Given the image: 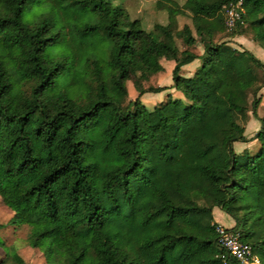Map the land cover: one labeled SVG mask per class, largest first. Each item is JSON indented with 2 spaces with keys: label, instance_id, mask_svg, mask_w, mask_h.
<instances>
[{
  "label": "trees",
  "instance_id": "obj_1",
  "mask_svg": "<svg viewBox=\"0 0 264 264\" xmlns=\"http://www.w3.org/2000/svg\"><path fill=\"white\" fill-rule=\"evenodd\" d=\"M238 3L243 13L233 31H251L264 50V0H154L166 22L148 31L111 0H0V199L12 214L8 224L28 228L27 245L46 264H240L222 259L213 208L233 220L230 230L264 264V118L256 114L264 63L216 40L227 29L225 7ZM180 16L192 28L179 27ZM162 60L174 62L171 89L203 114L208 96L222 94L231 111L243 109L242 91L252 92L260 124L252 138L229 112L213 110L224 123V163H210L215 123L182 141V120L169 103L175 134L157 144L159 119L137 105L169 89L143 86L164 71ZM196 60L195 74L182 76ZM253 140L255 152L234 151ZM184 144L183 176L208 184L198 201L188 193L174 200L159 178L176 159L164 150Z\"/></svg>",
  "mask_w": 264,
  "mask_h": 264
},
{
  "label": "rangeland",
  "instance_id": "obj_2",
  "mask_svg": "<svg viewBox=\"0 0 264 264\" xmlns=\"http://www.w3.org/2000/svg\"><path fill=\"white\" fill-rule=\"evenodd\" d=\"M111 1L114 5L122 6L131 20H140L141 27L145 31L152 29V27L156 23L165 24L166 22L165 13L162 12L161 14V12H158L155 9L153 4L154 0ZM179 1L183 3L184 0ZM184 24H188L192 28V22L190 18L183 16L178 17L179 27L183 26ZM233 30V28L230 30L226 29V31H224V34L216 37V40L229 42L232 47L240 51H248L264 63V50L252 40L251 31L246 30L243 34L238 35V32H235ZM176 43L181 49V42L179 40H176ZM193 50L197 54L202 53L200 45L195 46ZM235 62L237 65L238 63H240L236 60ZM163 64L165 70L162 73L152 77L148 82L144 83V87L168 86L169 89H171V69L173 68V64L172 62L165 61H163ZM188 67L189 68L186 69L188 70L189 76L191 77L198 70L199 61L195 63V66ZM262 72L264 74V71ZM199 75L202 76L203 73L200 72ZM126 88L128 92V99L134 100L137 97V93L135 92L132 83L126 82ZM206 90H208V87L206 88ZM168 93L169 91H164L159 94H145L140 98L139 104L137 105V108H142L147 112H151L149 114L150 118L159 119L158 124H156L159 128V132L156 137L157 144L159 145L164 143V133L169 134V143H171L173 140L172 133L175 134V132H171V130H173V127H175L176 125L167 117L169 114L172 115V113L174 112H177L180 119L182 120L178 124V126H180L178 136L182 141L185 140L186 136L204 130L207 123H215L217 136V139L215 141H217V145L215 150H213L210 154L214 155L216 159L214 160V162H210L213 160L208 156L210 161L203 160V162H210L213 165L224 163L228 157V150L225 147L221 132V129L224 127V123H222L219 119L217 112L215 113L213 111L214 108L218 107V112L221 113L229 112L231 114L232 120L238 125L243 126L244 134L247 138H252L259 130L260 124L251 112V102L253 98L252 92L250 90H245L240 93L239 104L243 108L241 110L229 111L222 94L215 98L208 96L209 102L206 103V107H208L209 110H207V112L204 114L200 112L198 104H195L192 99H186L181 92H178L179 96L177 97ZM256 98L260 100L259 106L256 109V114L259 118H264V88H262L258 92ZM168 103L170 104V106L167 110H172V113L166 112L167 110L164 109L165 105ZM183 120H187V122ZM200 147L203 148L204 146L200 145ZM257 148L258 142L255 140L249 143H235L233 145V149L236 153H240L244 149H248L253 153L257 150ZM164 152L167 155H172L176 158L175 162L172 165H165L164 170L159 173V178L163 183L167 185L171 197L174 200L179 201L181 200L183 193H188L190 195V198L194 201H198L200 200V198L202 199V197H199V191H207V182L203 180L199 181L196 177L186 179V177L183 176L185 175V172H187V149L185 144L184 146H182V148H168L165 149ZM148 157H151V153H148ZM161 164H165V162H161ZM212 214L215 224H220L226 228L233 227V220L228 215L221 212L218 208H213ZM11 216V212L2 204L0 199V241H3L5 245L4 247H0V264H15L12 257L13 252H16L22 258L25 264H46L39 250L28 247L26 242L28 228L21 227L18 229H14L8 224Z\"/></svg>",
  "mask_w": 264,
  "mask_h": 264
},
{
  "label": "built area",
  "instance_id": "obj_3",
  "mask_svg": "<svg viewBox=\"0 0 264 264\" xmlns=\"http://www.w3.org/2000/svg\"><path fill=\"white\" fill-rule=\"evenodd\" d=\"M224 10L225 26L230 30L240 21L243 9L238 3L237 5L225 7ZM215 231L218 235V243L225 252V255H222V259L227 256L239 261L240 264H260L258 257L252 253L249 244L242 240L239 231L230 230V228L220 224H216Z\"/></svg>",
  "mask_w": 264,
  "mask_h": 264
},
{
  "label": "crops",
  "instance_id": "obj_4",
  "mask_svg": "<svg viewBox=\"0 0 264 264\" xmlns=\"http://www.w3.org/2000/svg\"><path fill=\"white\" fill-rule=\"evenodd\" d=\"M163 61H165V60H162V61H161V64H162V66H163V68H164ZM197 61H198V60L192 62L191 64H188V65H186V66H183V67H182V76H184V77H190V76H189V72H188V70H187L186 68H189L188 66H195V63H197ZM165 62H172V61H165ZM172 64H173V66H174V62H172ZM173 66H172V67H173ZM172 69H173V68H172ZM172 69H171V70H172ZM164 70H165V68H164ZM183 72H184V73H183ZM161 73H162V72H161ZM169 86H170V85H169ZM166 87H168V86H166ZM168 91H169L168 94H170V95H175L176 97L179 96V95H178V92H177L175 89H168L167 92H168Z\"/></svg>",
  "mask_w": 264,
  "mask_h": 264
}]
</instances>
